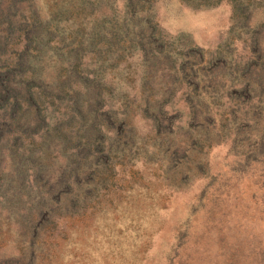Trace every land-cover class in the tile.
Masks as SVG:
<instances>
[{"label":"rangeland","instance_id":"374dc122","mask_svg":"<svg viewBox=\"0 0 264 264\" xmlns=\"http://www.w3.org/2000/svg\"><path fill=\"white\" fill-rule=\"evenodd\" d=\"M0 264H264V0H0Z\"/></svg>","mask_w":264,"mask_h":264}]
</instances>
